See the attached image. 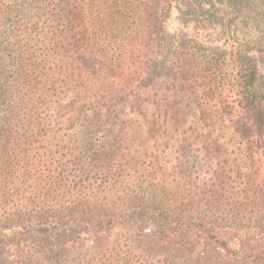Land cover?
Returning a JSON list of instances; mask_svg holds the SVG:
<instances>
[{"label": "rangeland", "instance_id": "1", "mask_svg": "<svg viewBox=\"0 0 264 264\" xmlns=\"http://www.w3.org/2000/svg\"><path fill=\"white\" fill-rule=\"evenodd\" d=\"M13 1L0 0V10ZM17 1L22 7L9 17L19 22L14 35L49 25L55 11L52 1L33 6L30 0ZM232 1L219 0L217 16L212 17L214 2L209 0H186V5L174 1L168 13L159 0H85L86 16L109 27L127 23L124 30L110 33L114 45L109 46L111 39L102 44L113 52H129L130 76L107 78L99 85L77 82L74 86L87 95L85 107L70 122L44 129L47 134H41L31 153L35 158L28 186L11 194L52 195L28 211L64 210L82 203L100 219L112 220V236L94 240L93 235H83L91 241L85 250L78 234L48 237L50 251L55 239L61 245L49 262L38 259L39 264H78L81 253L91 248L104 249L114 258L129 252L130 264H264L259 259L263 248H255L264 243V223L254 216L264 212V134L253 147L258 168L251 177L241 169L244 147L235 137L240 110L237 67L248 58L258 68V99L264 105V0H251L240 12L230 7ZM77 7L75 2L64 5L65 11ZM80 38H69L54 52L65 67L66 53L86 48ZM1 61L6 70L1 83L13 85L18 63L6 49L0 51ZM152 70L156 73L147 81ZM4 111L1 106L0 117ZM50 169L60 185L48 186L47 194L42 188ZM214 187L219 192L211 193ZM66 194L72 198L64 201ZM212 196L244 204L246 219L229 231L225 216L216 218L209 206ZM140 212L144 214L138 216ZM163 218L177 230L173 240H181V246L158 239ZM45 240L38 232L18 237L17 249ZM16 255V248L0 247V261L27 264V258Z\"/></svg>", "mask_w": 264, "mask_h": 264}, {"label": "trees", "instance_id": "2", "mask_svg": "<svg viewBox=\"0 0 264 264\" xmlns=\"http://www.w3.org/2000/svg\"><path fill=\"white\" fill-rule=\"evenodd\" d=\"M30 1L29 4L33 6L42 3L43 0ZM48 1H52L55 5V11L49 25L44 24L43 28L38 29V31H28L19 36L14 35L19 22H14L9 17L14 13V10L16 12L22 6L15 0L12 6L0 10V51L2 49L10 51V54L14 56V61L18 63L14 83L9 85V83L11 84L10 81L1 83L2 79L5 78L6 70L3 62H0V107L4 106L5 108L4 116L0 117V135H2L1 140L4 142V146L0 147V247L5 245L16 248L18 255L16 256L21 260L27 258V264H39L38 259L49 262L48 260L56 255L57 250L55 248H59L61 244L57 243L55 239L53 241L55 242L54 248L50 251L48 244H46L50 242L47 240L48 237L53 239L58 234H78L81 242L86 243L80 245L84 250L88 247L87 243L91 241H86L83 235H93L94 240L111 238L110 225L113 223L112 220H108L107 216L100 219L82 203L74 208L64 210L50 207L28 211L30 205L50 197L51 194L47 191L48 186L51 188L59 184L58 177L51 175L56 172H53L54 169L49 170L50 176L42 188L50 195L27 197L11 193H15V190L18 193L22 188L28 186L31 176L30 167L33 164L32 159L35 158L31 157V153L34 144L42 136L41 134H47L44 129L52 125L58 126L70 122L85 107L83 104L87 95H84L85 92L74 86L77 82L95 81L89 84L99 85L107 78L125 80L130 76L126 64V57H128L129 52H113L114 48L108 49L102 44L111 39L109 46L114 45L112 39H115V36H110V33L124 30L127 25L125 21L117 22L109 27V23H102L100 19L86 16L85 0ZM174 1L178 5L181 4L180 0H159L160 4L158 5L168 13L172 10ZM209 1L214 2L209 14L216 17V5L219 0ZM73 2L77 3L78 7L65 11L64 5ZM192 2L198 4L201 0H192ZM185 3L186 0H182V5H186ZM250 3L251 0H236L235 2L232 1L230 7L240 12L242 9H246ZM185 7L188 8V6ZM62 21L65 24H62ZM9 22H11L10 25ZM77 34L81 35L79 40L84 42L86 48L84 49L82 46V50L66 53V56H69L66 61L69 65L65 67L63 62L60 63L54 57V52H60L64 48L62 43L76 39ZM3 39L4 41L7 40V43L3 42ZM53 49L55 51H52ZM248 59L242 61L237 67L236 88L240 97V110L236 117L237 133L235 137L236 141L244 147L242 152L244 166L241 169L247 177H251L254 169L258 168L253 147L264 134V105L258 99V92L262 89L258 68L254 65V60ZM155 73L154 70L148 72L147 81L153 78ZM66 87L67 90L64 91ZM102 90L106 91L104 94H107L108 90ZM62 95L64 97H61ZM43 109L45 110L42 111ZM45 111L49 112L47 116ZM100 113L103 114L104 111L102 110ZM11 147L15 148L14 151ZM17 150L22 151L17 153ZM40 180L42 181V179ZM216 191L219 192L214 187L211 193H216ZM53 198V200L59 201L57 197ZM71 198L68 194L63 196L64 201ZM247 198L249 199V197ZM211 199L212 201L209 203L211 210L215 213L216 218L222 219V216H225L224 218L230 225H226L229 231L234 230L233 226H239L241 221L246 219L247 210L243 208L244 204L236 206L230 200L221 202L220 199L222 198L219 199L217 196H212ZM142 213L144 214V212H140L138 216ZM145 216L143 218L147 219L149 215ZM254 216L258 219L256 221L263 225L264 212H257ZM150 220H156V218L153 219L152 217ZM160 222L158 239H164L165 244L181 246V240H173V233L177 230L171 229V221L168 218H163ZM34 232L46 236L45 242L36 244V247L17 249L19 245L16 239ZM221 247L228 250L229 246L223 243ZM255 248H263L259 259L264 262V243H257ZM91 249L89 253H81L83 255L79 257L78 264H130L131 262L130 256L132 255L129 252V254L124 252L114 258L113 253L104 251V249ZM98 255H100V259L97 258ZM223 262L227 264L225 260ZM13 263L14 261L11 262L7 259L0 261V264Z\"/></svg>", "mask_w": 264, "mask_h": 264}]
</instances>
